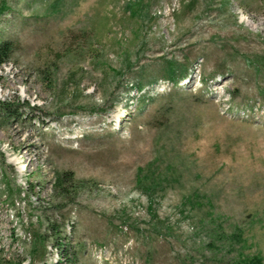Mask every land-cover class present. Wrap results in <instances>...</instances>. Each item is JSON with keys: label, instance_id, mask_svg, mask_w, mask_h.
<instances>
[{"label": "rangeland", "instance_id": "374dc122", "mask_svg": "<svg viewBox=\"0 0 264 264\" xmlns=\"http://www.w3.org/2000/svg\"><path fill=\"white\" fill-rule=\"evenodd\" d=\"M0 39V264H264V0H0Z\"/></svg>", "mask_w": 264, "mask_h": 264}, {"label": "trees", "instance_id": "16d2710c", "mask_svg": "<svg viewBox=\"0 0 264 264\" xmlns=\"http://www.w3.org/2000/svg\"><path fill=\"white\" fill-rule=\"evenodd\" d=\"M14 46V43H12L11 41L0 39V67L9 61L11 55L14 52ZM172 67L173 66L170 67L169 72L171 74L170 78L174 79V70ZM184 77L185 75L182 78ZM248 264H261V260L257 257H254L252 258V260L249 261Z\"/></svg>", "mask_w": 264, "mask_h": 264}]
</instances>
